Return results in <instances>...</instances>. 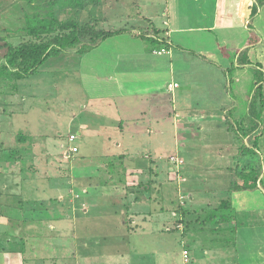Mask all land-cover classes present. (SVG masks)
Here are the masks:
<instances>
[{
    "label": "crops",
    "instance_id": "0c3cea01",
    "mask_svg": "<svg viewBox=\"0 0 264 264\" xmlns=\"http://www.w3.org/2000/svg\"><path fill=\"white\" fill-rule=\"evenodd\" d=\"M188 1L176 0V6L172 7V0H165L164 27L160 23L161 29L156 27L159 20L154 23L155 20L136 13L139 8L134 17H128L136 25L133 34L144 33L142 39L147 38L156 45L164 42L165 47L160 49L165 53L157 54L161 57L172 56L175 50L188 52V49L201 45L207 48L206 44L215 42L222 53L219 57L211 54L222 62L216 63V69L229 77L230 85L233 82L238 84L241 87L238 90L244 87L243 79L251 75L255 93L259 86L262 88V98H255L254 91L251 95H238L236 92L231 97L246 101L245 112L239 111L240 103L230 98L232 102L222 103L221 108L209 113H196L189 106H178L174 95L176 90L169 93L160 88L162 83L168 82L169 76L172 81L168 84H178L174 81L176 69L171 67L172 57L168 60L170 71L166 66L153 67L143 74L117 71L118 83L129 87L148 84L143 86H151L152 89L132 91L122 96L132 102L122 112L125 118L121 115L116 123L95 126L86 122L82 125L87 144L84 143L83 149L75 145L79 159L68 172L79 179L81 186L78 188L72 186L70 179H65L69 187L63 184L62 189L55 186L46 191L41 189L43 183L40 179L44 176L45 164L42 156L35 153L31 157V171L25 176L20 164L22 147L18 141L22 134H18L11 147H6L4 139H1L0 264H71L66 256V246L73 241L79 243L82 258L87 263L89 258L90 264H103L104 260L113 261L111 264H182L183 238L173 231L175 222H185V216L190 218L188 222H201L202 226H205L202 222H215L217 219L209 221L207 216V220L199 219V216L217 211L223 201L228 202L225 213L233 219L221 222L225 227L221 234L204 231L201 226L191 236L188 235L190 245L185 237L191 249L192 264H264V200L262 198L261 202V197L257 196L259 192L255 191L261 188L264 193L263 165L257 189L234 191L233 186H223L219 194L210 187L214 184H211L213 176L219 175L221 179L234 177L238 172L228 164L240 162L241 169L254 161L233 151L222 155L224 157L219 156L218 160V156L210 154L205 158L194 150L198 144L199 147L206 145L210 148V134L214 130L229 137L236 131L243 138V145L250 149L251 140L258 136V146L253 150L264 158V131L261 133V127L264 130V0ZM200 3L206 6L207 12L199 7ZM145 21L146 32L149 33L139 31ZM188 42L195 45L191 47ZM221 44L232 48L235 55H226ZM157 48L154 47L153 53L161 51L155 50ZM202 52L209 54L211 51L201 49L199 54ZM176 61L187 63L182 59ZM178 86L179 89L181 86ZM0 129L2 132L3 128ZM93 135L105 141L104 150L96 157L88 150V139ZM36 137L40 138L38 143L44 146L42 148L55 147L54 141L49 143L44 136ZM137 138H143L141 141L144 142L139 145V150L132 146ZM166 140L177 153L182 154L168 155L183 162L176 168L181 171L180 182H168L170 158L164 155L168 152ZM242 146L233 147L239 149ZM183 148L185 155L181 151ZM116 160L127 166L112 165ZM137 161L142 162V166L134 167ZM197 162L204 167L196 165ZM109 165L113 167L111 174L107 173ZM149 167L144 170L143 178L135 175L138 178L132 184H140L138 188L119 189L116 185L119 179L125 183V179L133 177L130 173ZM77 170L79 174H76ZM103 174L112 175L115 179L107 183ZM50 176L49 179L56 180V174ZM235 182H239L237 177ZM28 184L34 191L25 190ZM202 184H205L204 188L200 187ZM65 199L66 202L71 201L62 206ZM99 211L101 214L97 217ZM184 211H187L186 215ZM73 221L78 223L76 227ZM90 222L104 223L93 228ZM123 222L127 225L123 226ZM107 227L115 228L118 237H105L110 236V232L102 231ZM80 261L83 264L82 259Z\"/></svg>",
    "mask_w": 264,
    "mask_h": 264
},
{
    "label": "rangeland",
    "instance_id": "374dc122",
    "mask_svg": "<svg viewBox=\"0 0 264 264\" xmlns=\"http://www.w3.org/2000/svg\"><path fill=\"white\" fill-rule=\"evenodd\" d=\"M52 1L54 0H0V65L4 64L3 58L7 52L6 45L17 47L24 43L50 40L51 36H30L26 33L25 29L28 26L27 20L29 21L36 17L42 18L48 15L51 10L58 16L60 21H74L83 28L89 29V35L82 38L80 46L74 49H67L61 56L48 60L35 75L16 82L5 76H2L3 78L0 79V127L3 128L2 132V129H0V140L4 139L6 147H11L10 145L18 137V134H22L19 136L18 141L20 147H22L20 164L25 176L29 175L28 173L31 171V157L35 153L42 156L41 158L45 164L43 168L44 176L40 179L43 183L41 189H45L46 191L48 188H53L54 186L62 189L63 184L69 187V183L66 184L65 179H70L73 187H80L81 183L79 179L75 178L73 174H68V172L72 170L71 168H74L71 165L77 164V160L79 159V151L74 153L70 150L75 145L81 146L83 149V145L86 142L82 125L91 123L95 126H101L116 123L121 115L125 118L122 112L127 110L129 102H132V100L123 98L122 96H126L132 91L139 92V90L152 89L151 86H147L146 88L143 86L148 84H137L129 87L128 84L118 83L117 71L128 70L134 71L137 74H143L153 67L166 66L168 71L172 67L176 69L174 81H177L181 86L174 93L179 107L182 108L183 106V108H186L189 106L196 113H209V111L221 108L222 103H227L232 99V101L235 100L240 103L241 108L239 111H246V101H242V98L239 101V97L238 99L235 96L231 97V94L237 92L238 95L243 93L251 95L255 89L254 77L249 75L248 78L243 79L244 87L240 90H238L239 86L235 82H233V85H230L229 77H225V73H221L216 69V63H222L221 60L217 61L215 60V56H211L212 53L217 55V57L222 54L217 49L215 42L210 41L206 44L207 48H202L201 45L199 48L188 49V52L175 50L172 56L161 57L154 54L153 49L157 46L158 48L155 50H161L160 47H165V45H156L150 40H146L147 38L142 39L144 38V33L135 32V35L133 34L132 30L136 25L133 24L132 20L129 21L128 17H134L135 11L139 8L140 11L136 13H140L146 19L155 20L154 23L159 20V26H156L158 29L160 28V23L164 27L162 16L166 12L165 0H97L96 4L87 2L83 9L69 4L67 7H62L63 5L65 6L67 0H62L58 6L52 7ZM187 1L185 0V2ZM171 4L172 7H175L176 0H172ZM199 7L207 12L206 6L202 3H200ZM151 16H157L158 18ZM145 24L146 21L142 25V31H139L149 33L148 31L146 32L147 27ZM101 32L118 33L99 42L90 52L80 55L87 47H93L96 41L95 35ZM173 41L175 42L174 39ZM187 45L192 47L195 44L188 42ZM185 47L187 49L188 46ZM221 47L223 51L226 49L224 51L226 55H235V51L232 48L224 47L223 44H221ZM201 49H210L211 52L209 54L207 52L199 54ZM171 57L174 60L173 66L168 61ZM177 59H182L187 63L182 64L176 61ZM230 66H233V64ZM170 81H172L171 76H169L168 82L161 84L160 88L162 91L166 90ZM215 128L218 129L217 127ZM262 131H264L263 127H261V133ZM218 132L214 130L210 134L212 137L209 143L210 148L206 145L203 147H199V144L196 145L194 148V150H197L196 154L200 153L205 158H207L206 155L212 154V157L218 156L217 159L220 160L219 156L224 157L227 153L233 151L238 156H248L255 164L263 165L264 168V158H262L261 154L257 153L256 155V153L252 154V151L247 152V147L239 149L233 147L235 145H239V147L243 145V138L239 136L238 132L235 131L233 135H230L232 139L227 134H219ZM38 135L44 136L46 140L49 139V143L54 141L55 147L49 145L51 147L42 148L44 146L41 147L38 143V139H40L36 137ZM71 135H76L77 139L74 142L70 141ZM142 139L137 138V141L132 144L136 150L141 149L139 145L144 143L141 141ZM166 141L168 152L164 154L165 157L170 156V154H180V152H176L173 145L169 143V140ZM88 142L90 144L88 150L93 152L94 157L100 155L101 151L105 148V141L101 137L97 138L93 135L91 139H88ZM252 145L250 144L251 147ZM181 151L185 155L184 148ZM75 157H77L76 160L74 159ZM200 158L198 159L200 160ZM139 159L141 160L142 158ZM241 159L243 158H239L238 160ZM120 162L116 160L112 165L123 166V163ZM206 163L208 164L207 161ZM224 163L226 164L227 162ZM239 163H230L228 165L235 167V171L239 173L240 170H237L240 169ZM133 165L134 167L142 166V162L137 161ZM196 165H199L201 168L204 167L199 162ZM124 166H127V164H124ZM112 169L113 167L109 165L107 173L111 174ZM121 171L124 172L123 170ZM139 171L130 173V177H133L130 180L128 178L125 179V183L119 179L116 185L119 186V189L138 188L140 184L133 185L132 183L133 180H137L138 178L135 175H138L140 178L145 176L142 169ZM177 171L179 170L176 169L177 174H172L173 177H170V180L175 182L181 181V171L179 173ZM78 172L77 170L76 174H79ZM49 174H56V180L49 179L51 178ZM237 176L235 174L234 177L232 175L231 178L230 176L224 177L225 179H221L219 175L213 176L214 181L211 184H214L210 185V187H213L216 189L215 192L219 193L223 186L235 185ZM103 178H105L104 180L107 183H111L115 179L112 175L108 177V174H105ZM204 186L205 184H202L200 187L204 188ZM28 189L33 190L32 185H25V190ZM255 191L259 192L257 196L261 197L260 200L262 202V198L264 200V193H262L261 188V192L259 190ZM64 201L62 206L71 200H67L66 202L65 199ZM101 211L97 212V217H100ZM211 212L204 213V215L199 216V219H205ZM188 221L175 222L173 231L177 232L184 239V241L182 239V245H186L191 252L190 246H188V237L191 236L192 232L200 228L202 224L201 222ZM103 223L90 222L89 224L93 225V228H98ZM202 223L205 225L202 226V229L211 233L221 234V231L225 228L223 223L219 222L218 219L215 222ZM73 224H75V227L78 225L77 222ZM111 225L113 226L114 224L112 223ZM126 225L127 222L123 224V226ZM108 228L111 227L102 228L104 233L110 232L108 233L110 236L105 235V237H118L116 236L115 228ZM101 234L103 233L101 232ZM66 249H68L66 256H68L71 264H80L81 259L83 264H90L89 258L88 263L85 258H82L83 254H81L77 241L67 244ZM105 262L111 264L110 262L113 261L104 260L102 263L104 264ZM59 263L61 262H56V264Z\"/></svg>",
    "mask_w": 264,
    "mask_h": 264
},
{
    "label": "trees",
    "instance_id": "16d2710c",
    "mask_svg": "<svg viewBox=\"0 0 264 264\" xmlns=\"http://www.w3.org/2000/svg\"><path fill=\"white\" fill-rule=\"evenodd\" d=\"M61 1L62 0L52 1V7H54L55 5L58 6ZM96 1L97 0H67L65 6L63 5L62 7H67L69 4L73 6L76 5V7H78L79 9H83L87 2H92L96 4ZM27 23L28 26L25 31L28 35L33 37L51 36V38L48 41L28 44L24 43L17 47L6 45L5 47L7 49V52L5 54V57L3 58L4 64L0 65V79L3 78L2 76H5L8 77V79L16 82L24 80L32 75H35L48 60L61 56L67 49L77 48L81 45L82 38L84 36L89 35L88 28H83L77 22L74 21H60L58 19V16L53 12V10H51L48 15L42 18L36 17L35 19H31L29 21L27 20ZM117 33L118 32H101L97 33L96 35L94 34L95 40L97 42L95 41L93 47H87L85 50H83L80 55L90 52L93 48L96 47L97 44H99V42L106 40ZM157 44L166 45L165 43ZM256 96H260V98H262L261 86L257 88L255 98ZM257 137L252 140V149L246 148L247 152L252 151V154L256 153L253 151V149L257 148L258 146V142L256 141V139H258L259 137ZM242 147L245 146L243 145ZM151 164L152 161L150 162V166ZM150 168L151 167L142 170L145 173V171ZM169 168L170 177H173L172 174L174 173L177 174V167L172 163L171 157ZM260 170L261 165L255 164L254 162L253 164L250 163L241 168L240 172L237 174V179L239 182H235V185H233V190L247 191L257 189L261 174ZM177 172L179 173V171ZM170 177L168 178V182L175 183V181L170 180ZM227 206L228 202L223 201L221 207L217 211L211 212L207 215L209 221L214 219H218L219 222L231 221V218L233 217L225 213V211L227 210ZM183 213L186 215L187 211H184ZM185 217V221H188L189 217ZM207 218L205 220H207Z\"/></svg>",
    "mask_w": 264,
    "mask_h": 264
},
{
    "label": "built area",
    "instance_id": "2783aa9c",
    "mask_svg": "<svg viewBox=\"0 0 264 264\" xmlns=\"http://www.w3.org/2000/svg\"><path fill=\"white\" fill-rule=\"evenodd\" d=\"M165 53V50H161V51H154V54H162ZM178 84H174L171 83L168 85V87L166 88V91L169 93L174 92L176 89H178ZM76 135H71L70 136V141L74 142L76 140ZM70 151H73L74 153L78 152V148L77 147H72V149ZM172 163L177 167L180 166L183 162L178 158V157H173L171 158ZM182 263L183 264H192V256H191V252L189 250V248L186 245H183V250H182Z\"/></svg>",
    "mask_w": 264,
    "mask_h": 264
}]
</instances>
